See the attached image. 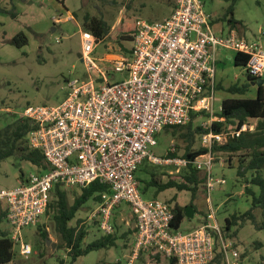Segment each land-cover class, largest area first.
Listing matches in <instances>:
<instances>
[{"label": "built area", "instance_id": "built-area-1", "mask_svg": "<svg viewBox=\"0 0 264 264\" xmlns=\"http://www.w3.org/2000/svg\"><path fill=\"white\" fill-rule=\"evenodd\" d=\"M213 23L202 0H174L172 12L164 19L135 21L132 45L125 54L102 57L93 55L94 35L81 31L79 57L84 74L67 80L60 101L27 105L21 113L36 124L27 134L28 144L41 151L49 168L29 173L14 187L0 186L5 220L20 255L28 257L32 252L21 231L45 213L55 183L84 187L98 181L108 191L89 210L87 220L110 234L114 210L125 203L135 222L124 264H135L140 253L150 248L174 264H210L218 248L224 264H240L235 240L221 232L209 200L214 185L224 182L210 174L211 147L224 143L228 136L252 131L255 124L212 131L211 122L220 120L212 111V101L219 51L247 55L245 72L256 80L264 79V47L239 36L235 29H220L217 34ZM192 112L209 117L206 132L200 136L201 146L208 151L192 161L195 168L205 169L208 207L204 223L181 232L170 226L172 204L145 199L136 172L145 160L187 165L186 158L162 159L149 147L156 144V135L164 127L184 125Z\"/></svg>", "mask_w": 264, "mask_h": 264}, {"label": "rangeland", "instance_id": "rangeland-1", "mask_svg": "<svg viewBox=\"0 0 264 264\" xmlns=\"http://www.w3.org/2000/svg\"><path fill=\"white\" fill-rule=\"evenodd\" d=\"M172 0H0V4L8 9L7 13L0 12V127L21 116L27 105L54 104L60 101L66 93L67 80L82 76L84 67L79 57L82 31L80 22L84 13L100 15L111 26L110 38H105L97 43L93 55L102 57L109 52H119V46L114 38L116 35L135 29V21L144 19L157 21L166 17L172 7ZM204 10L215 19L213 30L219 34V30H228L222 17L229 2L226 0H202ZM10 9L16 12L12 17ZM67 11L70 18L67 19ZM77 13V17L72 15ZM234 18L241 21V26L236 30L239 36L249 41L259 43L264 47V0H237L234 5ZM58 19L57 21H55ZM18 32H23L27 43L17 47L9 43V40ZM125 47L132 45L131 40L121 41ZM234 52L221 49L218 53V63L215 74V84H221L223 88H215L212 101V111L220 112L221 101L227 97H240L231 94L226 88L232 84L247 85L248 90L242 96H255L257 87L246 78L244 67L234 64ZM121 78V74H117ZM264 88V82H263ZM248 123H256V119H248ZM194 125L208 127L209 117L200 115L193 120ZM178 134L161 130L156 135V144L149 150L157 157L165 159L167 150L175 151L176 158H182L186 149V141L178 139ZM201 135H194L191 144L192 149H197L202 144ZM228 153L219 152L213 154L210 174L213 178L224 179L223 183L215 184L209 193V200L216 212V223L222 229L225 218L233 213H241L249 208L250 198L244 193V181L236 175L239 153L232 154L230 163L227 162ZM148 164V169H153L157 176L164 180L177 179L182 166L175 161L165 163ZM141 167V166H140ZM37 168L26 161L9 157L0 163V186L14 187L19 184L20 172L23 176L37 172ZM205 169L200 171L203 176ZM249 174V173H248ZM247 174V176H248ZM264 175V171L262 172ZM140 179L146 178L142 170L136 172ZM205 182L198 186L194 196L189 191H177L174 188L159 192L156 198L170 200L175 196V202L179 205H188L192 202L197 211L207 210V194ZM140 187L143 188V183ZM70 193H78V187H67ZM255 191L257 188L254 187ZM145 199L153 198L155 188L141 189ZM69 203L72 196L69 194ZM173 204V202H172ZM89 207H95L94 202L88 201L70 221L75 225H83L87 235L83 244H87L103 233L96 225L87 220ZM90 208V209H91ZM200 213L195 212L192 218H185L178 230L188 232L198 225ZM113 221L115 235L118 237L116 246L108 249L93 250L86 255L77 258L75 264H124L131 248L135 227L131 210L127 204H121L114 210ZM3 228L9 230L5 221ZM51 218V212L40 216L35 225L25 227L21 231L22 239L29 243L32 252L28 257L19 254L14 246V264H61L58 258L64 259L68 264V257L63 248H57L61 242L55 233ZM38 227V228H37ZM237 228L234 238L236 250L239 252L240 264H264V232L256 230L254 226L246 222ZM38 229L47 231L50 242L46 244L39 235ZM130 231V233H129ZM55 247L52 248V244ZM144 264H168V260L149 251H142ZM135 264H142L138 260Z\"/></svg>", "mask_w": 264, "mask_h": 264}, {"label": "trees", "instance_id": "trees-1", "mask_svg": "<svg viewBox=\"0 0 264 264\" xmlns=\"http://www.w3.org/2000/svg\"><path fill=\"white\" fill-rule=\"evenodd\" d=\"M229 2L222 17L219 20L225 21L228 25V29H238L241 26V21L234 18V5L237 0H226ZM174 7V5H173ZM0 12L7 13L8 9H5L0 4ZM12 17L16 16V12L10 9ZM72 15L77 17L76 12H72ZM81 29L92 33L96 42L102 41L105 38H110L111 26L108 24L102 16L92 15L84 13L81 22ZM135 30H130L115 36L118 43L119 52L109 53H121L125 54L128 51V47H125L121 41L133 40ZM9 43L20 47L27 43V38L23 32L16 33ZM234 64L244 67L247 61V55L241 53L234 54ZM248 81H255V79L246 73ZM216 89L223 88L221 84L216 85ZM247 85L232 84L226 88V91L231 94H238L240 97H227L221 101L220 112L215 114L220 118L219 121L215 120L211 122L210 128L214 132L226 131L228 127L232 130H238L242 124L247 122L248 119H256L254 129L252 131H241L238 136H228L226 141L221 144L214 143L211 147L213 154L224 152L228 153L227 162L230 163L232 154L239 153L238 166L236 175L244 181V193L250 198L249 208L241 213H233L231 216L225 218L224 225L221 232L225 237L234 239L237 235V228L233 230V227H242L246 222L251 223L256 230L264 232V88L263 84L257 89L255 96H242L247 92ZM208 116L206 113H190V119L184 125L178 126H166L162 130H170L172 135L178 134V139L186 141V149L182 154V158H186L188 163L185 167H182L178 173L177 179L168 178L162 180L157 176V173L153 169H148V164L143 161L138 170H142L146 178L140 179L139 182L143 183V188L140 190L145 191L148 187L153 186L155 188L153 198L159 192L167 189L174 188L177 191H189L192 196L197 192L198 186L201 185L206 179V175L200 176V170L195 168L192 161L200 154L208 151L206 147L200 146L197 149H192L191 144L194 135H201L206 132L201 125H194L193 120L200 116ZM36 124L30 121L24 116H19L12 119L5 126L0 127V163L9 158L14 157L20 161H26L35 166L37 172H42L49 168L45 162L43 154L39 149L32 148L28 144L27 134L35 129ZM165 156L175 157L177 153L175 151L166 152ZM249 173V174H248ZM248 174V176H247ZM23 173L20 172L19 183L24 181ZM140 184V183H139ZM254 187L257 188L255 191ZM78 193H70V190L61 183H55L51 189L50 199L48 207L45 213L51 212V218L53 222V228L55 233L59 236L61 242L57 244V248H63L66 251L68 257V264H75L78 257L86 255L87 253L98 250L108 249L116 246V240L118 237L113 230L110 234H102L95 240L83 244V240L87 235V231L83 225L79 224V219L76 220L75 225H71L70 221L75 218L76 213L84 207V204L88 201L97 204L103 199V194L108 191L107 185L98 181H93L87 186L78 187ZM142 192V191H141ZM69 194L72 196V201L69 203ZM166 201V200H165ZM172 204L173 217L170 221L172 229H178L181 222L187 218L184 215V206L175 202V196L167 201ZM192 205V202L188 203ZM91 207H89L90 210ZM202 214L200 224L204 223L206 218V211H197ZM189 219V218H187ZM112 219L113 227L115 228V222ZM5 207L0 202V264H14L15 250L14 242L10 237V230L3 228L5 222ZM97 226L95 221H90ZM194 227V228H196ZM38 228V227H37ZM40 237L45 240L47 238V231L45 229H38ZM136 228L131 231L134 233ZM130 233V231H129ZM152 254L159 255L165 259L163 255L150 248L148 250ZM142 252L138 257V261L142 264ZM168 264H174L173 259H168ZM58 262L63 264L66 261L62 258H58ZM120 264V262H115ZM210 264H224V259L221 251L216 248L215 257Z\"/></svg>", "mask_w": 264, "mask_h": 264}, {"label": "water", "instance_id": "water-1", "mask_svg": "<svg viewBox=\"0 0 264 264\" xmlns=\"http://www.w3.org/2000/svg\"><path fill=\"white\" fill-rule=\"evenodd\" d=\"M264 79L263 78H257L255 81H251L252 84H255V86L257 87V89L263 84ZM184 215L187 218H192L194 215V208L192 207V205H185L184 206ZM45 242L46 244H48L50 242L49 238H45ZM55 243L52 244V248L55 247Z\"/></svg>", "mask_w": 264, "mask_h": 264}, {"label": "crops", "instance_id": "crops-1", "mask_svg": "<svg viewBox=\"0 0 264 264\" xmlns=\"http://www.w3.org/2000/svg\"><path fill=\"white\" fill-rule=\"evenodd\" d=\"M172 1H173V3H172L171 1H170V2L172 3V7H173V5H174V0H172ZM172 10H173V8L170 10V12H169V14H168L167 16L170 15V13L172 12ZM67 13H68V15H67V19H69V18H70L69 14H70L71 12L67 11ZM210 15H211V14H210ZM167 16H166V17H167ZM164 18H165V17H164ZM164 18H162V19H164ZM162 19H161V20H162ZM213 19H214V21H215V20H217L218 18L215 19V18L213 17ZM205 211H207V210H204V212H205ZM194 213H195V212H194ZM200 216H201V217H200V219H199L198 224H199L200 221H201L202 214H200ZM133 238H134V233H133ZM133 238H132V241H133ZM131 243H132V242H131Z\"/></svg>", "mask_w": 264, "mask_h": 264}]
</instances>
